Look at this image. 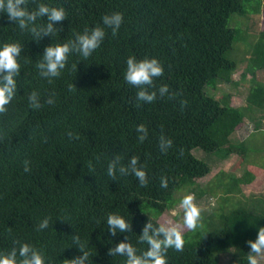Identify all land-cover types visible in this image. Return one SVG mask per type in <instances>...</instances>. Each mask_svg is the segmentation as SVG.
Returning <instances> with one entry per match:
<instances>
[{
	"label": "trees",
	"instance_id": "16d2710c",
	"mask_svg": "<svg viewBox=\"0 0 264 264\" xmlns=\"http://www.w3.org/2000/svg\"><path fill=\"white\" fill-rule=\"evenodd\" d=\"M40 3L63 8L66 18L38 41L0 12V45L22 47L16 94L0 113V251L28 243L46 264H72L83 252L86 264H124L126 257L109 256L108 249L127 237L138 254L147 250L139 241L144 224L158 226V218L181 202L179 194L188 192L196 199L217 196L222 203L196 229L183 232V250L169 248L167 264H249L248 241L264 226V199L238 198L242 185L254 181L252 173L222 172L202 188L198 181L211 166L194 150L243 160L261 151L233 135L246 119L254 131H264V82L257 78L264 71V34L243 74L251 75L246 105L233 106L231 95L219 99L210 89L235 83L243 31L230 21L233 14L259 12L262 0H27L26 7L33 11ZM113 12L124 17L116 35L105 27L90 57L72 52L59 77L49 82L40 76L36 63L47 46L103 26V16ZM47 23L46 16L38 17L32 26ZM132 55L161 61L164 73L155 78V88L168 85V95L151 103L136 100L137 89L124 80ZM32 91L39 94L38 109L29 104ZM139 124L148 129L143 142ZM161 135L173 142L166 152ZM117 156L124 165L139 157L149 183L141 186L133 175L110 177L108 165ZM162 177L167 188L160 186ZM110 213L124 216L132 228L113 236L106 223ZM46 217L49 226L38 230Z\"/></svg>",
	"mask_w": 264,
	"mask_h": 264
},
{
	"label": "clouds",
	"instance_id": "9594fccd",
	"mask_svg": "<svg viewBox=\"0 0 264 264\" xmlns=\"http://www.w3.org/2000/svg\"><path fill=\"white\" fill-rule=\"evenodd\" d=\"M27 0H0V12L7 14L10 21H14L20 29L29 28L37 41L43 36L52 35L56 31L57 22L66 18L63 8L50 7L46 3H40L38 8L29 11L26 7ZM47 17L48 23L44 26H32L38 17ZM124 17L120 12L106 14L102 18L103 26L85 30L82 34H77L74 40L65 43L50 44L47 46L37 61L36 67L43 78L49 79L59 77L61 71L66 67V62L70 53H78L82 58L90 57L93 52L100 47L105 36V27L112 30L116 35L123 23ZM31 26V27H30ZM22 52L19 43H5L0 45V113L7 110L6 106L13 100L17 90L16 77L20 73L21 65L18 57ZM164 66L161 61L155 57L138 59L132 55L127 58L124 80L137 89L136 100L138 102L151 103L157 96L164 97L169 94V86L161 85L155 88V78L162 76ZM71 87V85H70ZM28 101L32 108L41 107L40 97L36 91L28 94ZM48 104L54 103V98L50 96L47 99ZM183 103V102H182ZM138 140L143 142L148 135V129L144 124L136 127ZM72 134L69 133V136ZM172 140L161 135L160 149L166 152L172 145ZM28 162L25 161L24 171L28 172ZM107 173L110 177L133 175L139 181L141 186L149 183L147 172L144 166L140 165L139 157L132 156L126 165L121 164V158L115 157L108 165ZM162 188L168 187V179L161 178ZM181 206L184 209L183 226L188 229L198 227L201 209L194 203V194H188L181 200ZM106 223L108 231L115 236L119 233H127L132 224L122 215L110 213L107 216ZM49 226V218L42 219L38 224V230L46 229ZM79 243V237H75ZM139 241L146 242L147 250L138 254V250L125 237L114 247L108 249L109 256L126 257L124 264H167L166 252L169 248L182 251L185 240L183 230L179 225L170 226L160 223L158 226L151 221L144 224ZM250 255L249 264H258L257 257L264 253V226H261L255 240H249ZM87 252L73 259L72 264H86ZM0 264H46L43 253L28 243H22L17 250L11 249L8 252L0 251Z\"/></svg>",
	"mask_w": 264,
	"mask_h": 264
},
{
	"label": "rangeland",
	"instance_id": "374dc122",
	"mask_svg": "<svg viewBox=\"0 0 264 264\" xmlns=\"http://www.w3.org/2000/svg\"><path fill=\"white\" fill-rule=\"evenodd\" d=\"M253 2V0H251ZM238 22L240 24H238ZM230 26L232 28L240 29L242 27V36L238 41V58L239 63L236 72L233 75L235 83L232 84H220L216 89H210V93L217 98H221L223 95H231V104L236 107H241L246 105V97L248 94L249 80L251 78L250 74L245 75V69L247 67V61L253 56L254 46L261 40L262 34H264V0H262L260 11L253 13L249 16H240L239 14H233L230 21ZM258 80L264 82V71L257 73ZM261 118L260 114L256 115ZM244 123V126L238 127L237 132L233 135V139L242 140L247 138L248 144L251 147H258L261 151L256 153H251L249 157L245 160L239 157V154L229 155L226 159L220 158L218 155H211L205 153L201 149H195L194 154L201 159L209 162L211 166L210 174L204 179L199 180V184L202 188H207L209 183H211L215 177L225 174L234 175L241 177L246 171H250L254 178V181L250 184H243L242 191L243 195L239 196L242 201L251 202L252 199L260 200L264 199V131L258 132L254 131V125L248 128ZM264 130V123H263ZM249 137V138H248ZM226 175L222 176L224 179ZM226 182V179L224 180ZM221 189H219L220 191ZM216 193L218 195L222 194ZM188 192H182L178 197L183 199ZM194 203L198 205L201 209V215L199 223L203 221L212 211L219 210V205L222 203L221 198L217 199V196L204 195L203 197L196 199L194 196ZM233 202L231 201L230 204ZM232 206V205H231ZM184 209L179 202L173 210L169 213H164L158 220L160 223H164L170 226L179 225L183 232H188V229L183 226ZM258 264H264V253L260 254L258 257Z\"/></svg>",
	"mask_w": 264,
	"mask_h": 264
},
{
	"label": "crops",
	"instance_id": "0c3cea01",
	"mask_svg": "<svg viewBox=\"0 0 264 264\" xmlns=\"http://www.w3.org/2000/svg\"><path fill=\"white\" fill-rule=\"evenodd\" d=\"M246 122H247L246 125H248V126H247L248 128H251V127L253 126V125H252V122H251L250 120L246 119ZM249 125H250L251 127H250ZM248 138H249V137H248ZM242 140H247V138H244V139H242Z\"/></svg>",
	"mask_w": 264,
	"mask_h": 264
}]
</instances>
